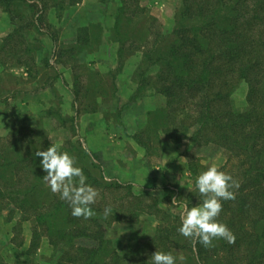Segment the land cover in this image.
I'll return each instance as SVG.
<instances>
[{
	"label": "trees",
	"instance_id": "trees-1",
	"mask_svg": "<svg viewBox=\"0 0 264 264\" xmlns=\"http://www.w3.org/2000/svg\"><path fill=\"white\" fill-rule=\"evenodd\" d=\"M129 1L112 7L114 23L107 30L109 40L119 45L118 66L109 70L112 96L116 97V80L129 58L136 61V89L122 107L118 101L117 121L122 123L124 109L147 93L162 95L165 103L147 111L145 123L134 135L146 151L148 166L149 158L160 151L163 135L177 144L186 140L190 152L197 147L212 150L211 155L227 154L221 167L239 181L240 188L235 200L224 202L219 220L233 231L235 243L216 240L214 247L193 246L177 231L179 216L163 209L159 196L145 190L137 193L133 183L109 177L106 181L100 157L72 139L60 150L77 157L88 183L99 191L91 206L95 214L89 219L73 217L68 203L51 192L43 179L46 173L39 165L41 158L35 157L37 150L55 144L42 119L55 116L63 127L71 123L69 128L75 132L78 115L97 110L95 105L91 110L88 105L81 111L77 108L87 99L86 85L91 84L85 85L84 75L78 72L85 66L77 58L70 65L76 115H64L61 107L53 105L41 111L35 124L14 128L0 137V209L20 210L25 219L33 218L29 250L36 252L44 238L53 249L47 264H149L156 251L182 255L184 259H178L177 264H264V0H181L174 25L172 22L167 30L139 0ZM49 2L65 11L82 0H0L12 28L0 42L1 92L5 91L4 76L13 82L17 77L13 72L19 68H24L31 80L39 78L42 87L56 78L42 41L28 39L25 31L46 25L50 32L54 25L46 17ZM56 16L61 19L62 14L56 11ZM92 24L96 23L77 29L79 52L94 46L90 31L100 27ZM49 34L56 43L57 35ZM75 49L70 45L65 52L79 53ZM90 73L98 78L93 85L94 98L108 100L103 74ZM241 83L248 87L244 108L235 102ZM195 165L194 159H189L190 173L196 172ZM196 197V191L190 193L189 208L198 203ZM109 207L111 214L105 217ZM144 215L158 217L155 235L132 252L120 254L108 230L114 223H136Z\"/></svg>",
	"mask_w": 264,
	"mask_h": 264
},
{
	"label": "rangeland",
	"instance_id": "rangeland-1",
	"mask_svg": "<svg viewBox=\"0 0 264 264\" xmlns=\"http://www.w3.org/2000/svg\"><path fill=\"white\" fill-rule=\"evenodd\" d=\"M84 1L91 2L92 0H84ZM95 1H96V5L93 8L94 11L92 12L91 16L92 17L98 16L99 18L101 17V19L98 20L96 24H92V25H96L100 27V29L92 28V30L90 31L91 33L90 36L92 37V42L94 45L91 48H88V49H85L79 52L80 45L75 44L78 40V36H77L78 27H84V26L80 25L82 22L81 21L82 16L80 15V12L71 10L72 6H69V8L65 11H59L57 9L58 6L56 8L52 6V5H55V2H49L48 11H47L48 16L46 17H48V20L50 21V23L54 25L53 28L50 30V32L48 31V29H46V25L40 26V28L39 26H37V28H31V29L25 30L27 32L26 35L28 36V39L30 38L31 40L37 39V40L42 41L43 46L48 51V58L49 57L51 58V53H52V57L57 56V59L61 61H66L67 65H73L75 63L73 60L74 58H77V62H79L81 55L85 53L84 51H89V52H86L88 53V56L87 58L85 57L84 60H86L85 62H87V64L89 63L90 66L84 64L83 65L85 66L84 69H80V70L78 69V72L81 73L82 76L84 75L85 85L87 83H91L90 85H86L88 89H85V91L87 92L88 90L87 94L89 93L87 96V99H84V103L80 106V108L79 106L77 107L78 109H80V111L85 109L87 105H88V110H91L94 105L95 107H98V101L93 96V93L96 90V88L93 85L95 84V81L98 78L97 76L92 75L90 71L97 72V70L95 69V65H93V63L96 64L97 58L101 56L99 55V53L98 54H94V53L101 46V44L102 45L105 44L104 36L102 40V32L105 29L107 30L108 28L107 22L112 23L113 21L112 7L113 8L118 7L121 1L123 0H102V1L95 0ZM129 2H136V0H130ZM180 2L181 0H139V4L141 5V7L148 8L150 13L153 15V17L157 18L159 25L162 24L166 30H167V27L172 26V22L174 25V20H173L174 15H175V12L178 6L180 5ZM56 11L57 13L62 14L61 19H59L56 16ZM84 17L88 18V15H84ZM52 21H55V24ZM89 24H91V22L89 20V23H88V20H87L85 25L88 26ZM11 29L12 28H11V23H10L8 14L4 13L2 9L0 8V42L1 43H2L3 37H5L8 33H10ZM49 33L57 35L56 43L55 41L53 42V38L51 37ZM50 40L53 42V48L49 47L48 41ZM98 41L102 42L100 43L99 46L98 44L96 45ZM63 45H65V47ZM70 45H75L76 46L75 52H79V53H70V54L66 53L65 50ZM25 59H28L27 55L25 56ZM116 60L118 64V57L116 58ZM132 66H134V64ZM115 69H111V71H114ZM13 73L14 75L17 76L15 77V80H13V82H11V80L9 81L8 75L6 74L4 76L5 78L2 83L5 91L1 92V89H0V93L4 94V96L2 94L3 97L0 95V98H1L0 99V137H5L9 135V133L12 132L14 128L24 127V126L28 127V126L35 124L36 122L39 121L41 111L42 112L44 111V110H41V108H39L40 104L37 103V105L34 106L31 104V102L29 103L28 100H25L27 98H30L31 94H26L24 93L25 91L21 92V90L24 87L27 88L32 85L31 83L28 84V81L31 80V77L29 78V76L25 74L26 70L24 68H21V69L19 68V70L16 69ZM48 73L52 75L54 72L48 71ZM102 74H103L104 80L107 81V85L104 87V90L108 92V95L106 97L109 99L110 97H112V87L113 86L111 85V82H110L112 79L111 78L112 74H109V71H106L104 73L102 72ZM33 86H34V83H33ZM33 86L32 88L34 89ZM41 87L42 86L37 81V83L35 84V90L38 91V89H41ZM247 92H248L247 85L245 83H241L235 94V102L238 107L244 108L246 106ZM35 94L39 95V92ZM146 96L150 97L153 95L147 93ZM146 96H142V98ZM159 98H163L162 102L159 101ZM61 100H62L61 97L56 96L54 106L61 107L60 106L62 103ZM45 101H47L46 97H45ZM39 103L42 104V100H40ZM110 103L115 104L113 102H110ZM110 103L106 104L108 108H111ZM148 103L150 102L148 101ZM159 103H165V98L162 95L158 96V100L157 99L154 100L153 105H158ZM123 104L124 103H121L120 101L118 106L121 105L122 107ZM74 108L76 111L75 105H74ZM74 108H73V112H74ZM116 112H118L117 109L113 112V114L115 118L117 119ZM144 118L146 120V115H144ZM41 123H42L43 128L47 130V133L50 135L52 141L55 144H59L60 146H62L66 140L72 139L75 143L80 144L82 148H86L88 149V151L98 155L100 157L99 163L103 165L104 168H106V166L114 167L115 160L109 161V163H107L102 158L101 154H98L97 151H93V149L90 147L91 144L87 142L85 133L89 135L93 134L94 132L93 126H92L93 124L88 125V122L86 120L83 119V122H81L80 118H78V121L76 120V124H75L76 130L74 132V130L69 128L71 123H68L67 126L63 127L61 125V121L55 116L45 117L44 119H42ZM85 123H87L86 127L84 126ZM117 123L119 124V121H117ZM144 123L145 121L142 122V125ZM37 124L39 125V123ZM81 126H83L84 128H81ZM121 126L123 125H120V127ZM163 137L170 139L167 136L163 135L161 142L164 139ZM183 142L180 144H183ZM186 150L189 151L188 148H186ZM187 151L186 153L188 154V156L186 157H187L188 162H189V159L190 160L194 159V163L196 164L195 165L196 172L190 173L191 175L190 176V181H191L190 186H188L187 183H185L184 181H181L178 175L171 177L172 179L169 180L168 185L174 186L175 188L174 190H172L173 193L171 195L168 193L169 190H171L168 186L163 185L164 186L163 187L162 185L160 186L151 185V186H146V187L145 186L138 187L139 184H134L136 185L135 191L137 193H140L145 190L146 192H151L157 196H158V193L160 195L161 194L166 195L169 198L170 202L168 204L165 203L166 205H164L163 209H165L167 212L172 213L170 209L175 207L177 209L176 214L178 216L181 211V208L179 206H181V204H184V205L187 204L189 200L188 197L185 196L186 195L185 191L189 190V188H192L193 191H195L194 183H195L196 176L200 172L205 171L207 167L209 166V164L212 162V158H214L219 153L217 152L211 155L212 150L207 151L204 148L199 149L197 147H192L190 153H188ZM75 153L79 157L78 151H75ZM219 154H220V159L215 162L219 164L220 166H222L226 162L227 154L225 153H219ZM154 157H156V155H154ZM107 172H109V174L111 175L109 170L106 171V174ZM152 187H155V190L151 191L150 189ZM177 190L181 192L179 193ZM201 199L202 198L199 196V193L197 192L195 203L199 202ZM173 200L176 202L175 205L172 204ZM110 202H112V200ZM164 202L165 201H163V203ZM159 223L160 221L158 220V217L154 215H144L141 217L140 220L132 224L120 223V222L114 223L111 226V228L108 230V237L112 240L113 246L117 249V251L120 254L122 255L128 254L132 252V250H134L140 243L152 238L156 233V228L159 227ZM34 225L35 224L33 222V218L25 219L24 215L22 214L20 210H11L9 208L3 209V210L0 209V264H47V261H48L47 259L51 257L53 253L52 252L53 249L50 245L49 246L47 245V242L44 240V238L41 242V247L36 252H31L29 250L30 245L28 248L27 246L22 245L25 243L27 239H30V240L32 239V235L35 230ZM9 237L11 239L12 245H9V242H8Z\"/></svg>",
	"mask_w": 264,
	"mask_h": 264
},
{
	"label": "crops",
	"instance_id": "crops-1",
	"mask_svg": "<svg viewBox=\"0 0 264 264\" xmlns=\"http://www.w3.org/2000/svg\"><path fill=\"white\" fill-rule=\"evenodd\" d=\"M86 2L82 0V2L79 4L71 7V10L80 12V15L82 16V22L80 24L81 26H86L85 24L87 20L88 23L89 20L91 23H96L101 19V17L99 18L98 16H91L92 12L94 11L93 8L96 5V1L92 0L91 2ZM84 15H88V18L84 17ZM52 22L55 24V21ZM113 23L114 20L112 23L107 22V30L113 26ZM107 30L105 29L103 31L105 44H101V46L94 53H99L101 56L97 58L96 64L93 63V65H95V69L101 73L115 69L118 65L116 58L118 57L117 54L119 45L118 43H114L109 40V32ZM48 43L49 47L53 48V42L50 40ZM84 52L85 53L82 52L83 54L81 55L79 62L83 65L86 64L90 66V64H87V62H85L86 60H84V58H87L88 56V53L86 52L89 51ZM135 63L136 61L134 59L129 58V61L125 64L123 70L117 77L116 97L112 96L108 100L104 97H99L97 110L89 112L82 111L81 114L78 115V118H80L81 122H83V119L86 120L88 125L93 124V134L89 135L85 133L87 142H89L91 146L89 144L88 145L93 149V151H97L98 154H101L102 158L107 163H109V161L115 160L114 167L106 166L105 168V172L109 170L111 173L110 175L109 172H107V177L121 182L139 184L138 187L164 185L168 186L171 189L170 192L173 193L172 190L175 189L174 186L168 185L169 180L172 179L171 177L178 175L181 181L187 183L188 186L191 185V175L188 170L189 162L186 157L188 156L186 153V148H188L187 141L185 140L183 144H177L171 141V139L163 137L164 139L160 144L159 154H157L156 157L152 156L149 158L150 166H148L145 149L141 147L134 139V135L139 130V128H141L140 126L142 125V122L145 121L144 115H146V111L152 110L153 108L155 109L158 106L160 107L164 104L159 103L158 105H153L154 100H158L159 95L150 97L146 96L143 98L141 97L134 103L130 104V107L121 113L122 123L119 122L118 124L117 119L113 114V112L117 109L118 101H121V103L127 102L136 89V84L133 80L135 65L132 66ZM50 64L53 66V69L56 72V78L53 81L43 85V87L37 91L35 90V84L39 78L36 80H30L28 81V84L31 83L32 85H27L29 87H24L21 92L25 91L24 93L31 94V97L25 100H28L29 103L31 102V104L34 106H36L37 103L40 104L39 108H41V110L51 108L55 103V97H61L62 103L60 106L62 107L63 114L75 116L76 111L74 108L73 95V70L70 65H67L66 63L57 59V56L52 57V53ZM25 74L27 75V73ZM37 92H39V95L35 94ZM45 97L47 98V101H45ZM40 100H42V104L39 103ZM162 100L163 98H159V101L162 102ZM148 101L150 103H148ZM110 102H113L116 105L111 104ZM107 103H110L111 108L107 107ZM120 125L123 126L120 127ZM84 126L86 127L87 123H85ZM81 128L84 127L81 126ZM187 152L190 153V150ZM150 190L153 191L155 189L152 187ZM177 191L179 193L181 192L179 190ZM185 192V196L189 199L191 191L187 190ZM158 196L161 199V207L163 206L164 208V205H166L165 203L168 204L169 200H166V198L162 200V194L160 195L158 193ZM163 197L167 196L163 195ZM163 201L165 202L163 203ZM27 240L22 245L27 246L28 248L31 240ZM8 242L9 245H12L10 237Z\"/></svg>",
	"mask_w": 264,
	"mask_h": 264
},
{
	"label": "clouds",
	"instance_id": "clouds-1",
	"mask_svg": "<svg viewBox=\"0 0 264 264\" xmlns=\"http://www.w3.org/2000/svg\"><path fill=\"white\" fill-rule=\"evenodd\" d=\"M59 144H54L47 150H37L36 158L41 169L46 173L43 179L47 182L54 194H59L62 201H66L71 209L73 217L91 218L95 213L92 205L99 197V191L90 183L82 167L78 166L77 157L60 150ZM220 159L218 153L205 171L200 172L194 183V189L202 198L197 204L188 207L186 204L179 207L180 226L177 231L188 238L195 246L202 244L205 248L214 247V241L224 240L228 244H234L236 236L229 226L219 220L223 211L224 202L236 199L240 183L232 174L223 170L215 161ZM106 181L109 178H104ZM133 187H136L134 185ZM192 192L193 189L189 188ZM173 205L176 202L173 200ZM175 215L177 209H170ZM111 208L104 211L105 217L111 214ZM183 260L181 255L177 257L172 252L156 251L151 255L149 264H177V260Z\"/></svg>",
	"mask_w": 264,
	"mask_h": 264
}]
</instances>
